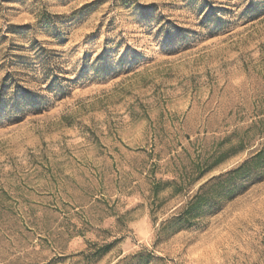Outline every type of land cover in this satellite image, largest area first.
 Returning <instances> with one entry per match:
<instances>
[{
    "label": "rangeland",
    "instance_id": "374dc122",
    "mask_svg": "<svg viewBox=\"0 0 264 264\" xmlns=\"http://www.w3.org/2000/svg\"><path fill=\"white\" fill-rule=\"evenodd\" d=\"M262 149L264 0H0V264H264Z\"/></svg>",
    "mask_w": 264,
    "mask_h": 264
},
{
    "label": "trees",
    "instance_id": "16d2710c",
    "mask_svg": "<svg viewBox=\"0 0 264 264\" xmlns=\"http://www.w3.org/2000/svg\"><path fill=\"white\" fill-rule=\"evenodd\" d=\"M211 167H213V165L206 169H211ZM261 170H264V149L255 152L252 157L244 160L233 169L213 177L204 183L184 202L179 208L176 217H174L171 222L180 225H189L191 221L199 216L202 212L201 210L210 204V201L231 193L232 188H230V186L233 185V180L235 178ZM202 175L203 173L198 174L196 179L201 178Z\"/></svg>",
    "mask_w": 264,
    "mask_h": 264
}]
</instances>
